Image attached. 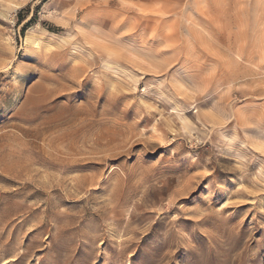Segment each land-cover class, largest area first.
Returning <instances> with one entry per match:
<instances>
[{
	"label": "rangeland",
	"instance_id": "rangeland-1",
	"mask_svg": "<svg viewBox=\"0 0 264 264\" xmlns=\"http://www.w3.org/2000/svg\"><path fill=\"white\" fill-rule=\"evenodd\" d=\"M0 264H264V0H0Z\"/></svg>",
	"mask_w": 264,
	"mask_h": 264
}]
</instances>
